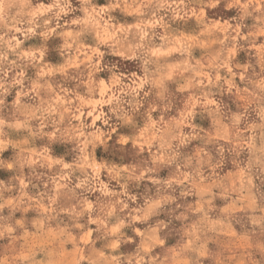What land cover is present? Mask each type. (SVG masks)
I'll list each match as a JSON object with an SVG mask.
<instances>
[{
  "label": "rangeland",
  "instance_id": "rangeland-1",
  "mask_svg": "<svg viewBox=\"0 0 264 264\" xmlns=\"http://www.w3.org/2000/svg\"><path fill=\"white\" fill-rule=\"evenodd\" d=\"M0 264H264V0H0Z\"/></svg>",
  "mask_w": 264,
  "mask_h": 264
}]
</instances>
